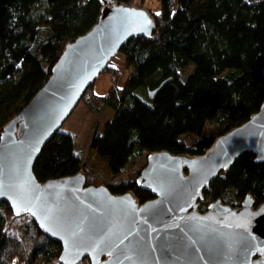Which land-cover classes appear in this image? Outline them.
Masks as SVG:
<instances>
[{
  "label": "trees",
  "instance_id": "16d2710c",
  "mask_svg": "<svg viewBox=\"0 0 264 264\" xmlns=\"http://www.w3.org/2000/svg\"><path fill=\"white\" fill-rule=\"evenodd\" d=\"M108 2L129 6L134 0ZM104 4L0 0V136L48 81L65 46L97 24ZM150 14L152 35L132 38L118 52L128 72L123 86L113 78L105 95L96 96L91 85L81 99L91 112L112 111L89 143L105 176L96 175L88 159L81 161L72 136L59 130L34 164L39 183L81 173L86 185L98 187L99 180L112 195L130 193L144 204L154 197L137 183L138 173L132 172L136 159L159 152L204 156L217 138L259 113L264 103V0H158V11ZM138 90L148 101L136 95ZM156 90L151 99L149 93ZM207 127L215 134H205ZM247 196L255 208L264 204V161L257 162L252 153L240 156L210 183L199 212L217 200L239 208ZM60 254V244L29 215L15 216L0 202V264H59Z\"/></svg>",
  "mask_w": 264,
  "mask_h": 264
},
{
  "label": "water",
  "instance_id": "95a60500",
  "mask_svg": "<svg viewBox=\"0 0 264 264\" xmlns=\"http://www.w3.org/2000/svg\"><path fill=\"white\" fill-rule=\"evenodd\" d=\"M153 31L145 10L104 4L97 24L65 46L48 81L0 136V202L60 244L59 264H264V204L255 208L247 196L239 208L217 200L199 212L203 191L240 156L264 161V103L204 156L149 155L137 178L154 197L144 204L86 185L81 173L45 183L33 175L41 150L109 61Z\"/></svg>",
  "mask_w": 264,
  "mask_h": 264
},
{
  "label": "rangeland",
  "instance_id": "374dc122",
  "mask_svg": "<svg viewBox=\"0 0 264 264\" xmlns=\"http://www.w3.org/2000/svg\"><path fill=\"white\" fill-rule=\"evenodd\" d=\"M103 2L109 7L115 5L113 3L108 2V0H103ZM127 7L145 10L147 13L150 14V12L158 11V0H134V2ZM106 68H108L107 71L111 72H104V70L92 84L93 93L99 97L105 95L106 92L110 89L113 78H117V85L120 88L123 86L125 79L128 75V72L124 67L123 60L118 54H116L109 61ZM142 92L143 91L138 90L136 92V95L142 98L143 100L148 101L147 97ZM111 116L112 111L110 109L103 108L99 112L94 113L89 111L86 104L80 100L71 115L66 119V121L60 128V131L68 133L72 136L74 141V151L76 155L83 162L88 159L89 163L95 166V174L99 176H105L104 166L102 163L98 162L94 154L90 152L89 143L94 133L100 134L103 131L104 125L110 120ZM204 133L215 134V130L214 128L207 127ZM146 160V157H141L135 160V164L132 167V172L138 173V177L140 172L146 165ZM97 181L99 182V180ZM98 182L97 185L100 184V186H103L101 182ZM14 226L17 228L18 225ZM14 226L13 228L15 229Z\"/></svg>",
  "mask_w": 264,
  "mask_h": 264
}]
</instances>
